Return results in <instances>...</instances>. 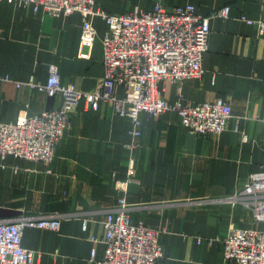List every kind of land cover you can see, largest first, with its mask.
<instances>
[{
    "label": "crops",
    "instance_id": "obj_1",
    "mask_svg": "<svg viewBox=\"0 0 264 264\" xmlns=\"http://www.w3.org/2000/svg\"><path fill=\"white\" fill-rule=\"evenodd\" d=\"M158 1L168 7L193 4L201 15L229 8L228 18L211 19L204 76L167 85L165 96L169 102L221 98L231 105L232 117L222 133L197 136L174 111L143 112L142 134L134 139L129 120L110 105L92 110L81 101L52 163L0 160V220L62 219L58 231L24 229L22 244L34 252V264H91L93 248L101 259L102 221L120 198L135 221L165 230L161 264H229L217 238L232 228L264 229L250 209L223 199L241 190L264 164V31L257 26L264 24V0H97V7L119 14L135 7L151 10ZM83 21L79 13H36L18 0H0V75L13 81L0 82V122L60 105L58 95L15 85L44 83L50 65L57 66L62 84L84 92L101 87L107 26L99 17L92 20L97 37L83 58ZM121 181H127L124 188Z\"/></svg>",
    "mask_w": 264,
    "mask_h": 264
},
{
    "label": "built area",
    "instance_id": "obj_2",
    "mask_svg": "<svg viewBox=\"0 0 264 264\" xmlns=\"http://www.w3.org/2000/svg\"><path fill=\"white\" fill-rule=\"evenodd\" d=\"M18 2L36 13L81 14L84 21L80 56L83 58L88 57L85 50L93 46L97 37L92 20L102 19L107 26L102 37L104 77L99 89L84 92L74 84H62L57 66L50 65L44 83L15 82L17 88L27 85L49 96L60 95L61 103L51 110L35 114L21 112L13 121L0 122L1 161L13 157L52 163L59 143L71 128L72 113L81 101L92 110H97L102 103L110 105L117 115L129 120L134 139L142 134L143 112L158 116L168 110L174 111L182 125L197 136L220 134L225 130L232 117L228 102L221 98L202 102L179 98L169 102L165 89L169 84L180 85L185 80L204 76L203 58L208 50L211 19L228 18V7L201 15L193 4L168 7L158 1L151 10L135 7L114 14L97 7V0ZM257 26L263 33L264 24L258 22ZM2 81H12V78L0 75ZM119 89L122 95L118 94ZM133 147V144L128 145L129 149ZM128 173L130 177L135 173L134 160L129 163ZM126 183L121 181L118 186L124 188ZM225 200L243 205L252 211L255 221L264 222V164L248 176L241 190ZM61 221L58 215H20L0 220V264H34V252L22 244L24 229L58 231ZM102 224L104 254L98 259L93 248L89 256L91 264H161L164 248L160 237L165 230L135 221L125 198H120L117 206L105 214ZM83 228H87L86 220ZM201 241L199 239L198 243ZM217 242L229 264H264V229L232 228L223 238H217Z\"/></svg>",
    "mask_w": 264,
    "mask_h": 264
},
{
    "label": "rangeland",
    "instance_id": "obj_3",
    "mask_svg": "<svg viewBox=\"0 0 264 264\" xmlns=\"http://www.w3.org/2000/svg\"><path fill=\"white\" fill-rule=\"evenodd\" d=\"M58 96L60 97V95H58ZM71 124H72V123H71ZM66 134H67V133H66ZM250 174H251V173H250ZM250 174H249V175H250ZM227 197H228V196H227ZM227 197H225V198H223V199H226ZM251 212H252V211H251ZM252 215H253V214H252ZM253 218H254V217H253Z\"/></svg>",
    "mask_w": 264,
    "mask_h": 264
}]
</instances>
